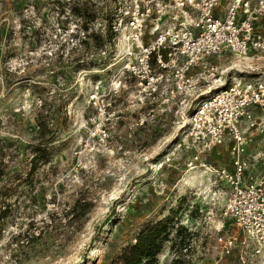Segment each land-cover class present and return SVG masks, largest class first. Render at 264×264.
Segmentation results:
<instances>
[{
	"label": "rangeland",
	"instance_id": "374dc122",
	"mask_svg": "<svg viewBox=\"0 0 264 264\" xmlns=\"http://www.w3.org/2000/svg\"><path fill=\"white\" fill-rule=\"evenodd\" d=\"M68 2L77 6L85 0H0V140L6 168L0 196L9 207L0 222V264H107L137 225L164 215L194 233L193 264H264V245L253 253L255 244L223 216L228 185L212 168L232 170L231 141L201 151L187 121L193 90L149 95L122 72L114 35L100 49L88 38V44L79 42L83 36L76 35L78 20ZM130 2L87 0L91 10L100 8L92 29L106 36L107 24ZM228 2L219 0L215 11H225ZM151 24L146 40L154 36ZM253 34L264 38V13L254 21ZM78 54L101 57L102 64L77 69ZM213 60L224 72L223 85L233 77L264 78V49ZM38 120L49 128L52 142L31 174ZM242 123L245 154L261 156L251 170L262 172L264 128ZM77 197L91 202L80 222L66 215ZM24 230L41 235L13 243ZM170 258L165 247L158 264Z\"/></svg>",
	"mask_w": 264,
	"mask_h": 264
},
{
	"label": "built area",
	"instance_id": "2783aa9c",
	"mask_svg": "<svg viewBox=\"0 0 264 264\" xmlns=\"http://www.w3.org/2000/svg\"><path fill=\"white\" fill-rule=\"evenodd\" d=\"M218 4L219 0H132L116 19L119 36L114 45L121 54L122 72L134 77L149 95L160 89L193 90L195 103L187 121L201 151L227 138L231 141L232 170L212 168L215 178L228 185L222 213L255 244L253 253H260L264 171L251 170L261 156L245 154L242 122L250 129L264 128V78L233 77L223 85V70L209 58L224 52L242 58L250 47L264 49V38L253 34L254 21L264 13V0L254 5L229 0L222 16L215 14ZM148 21L154 36L146 40ZM194 69L199 71L193 74ZM255 110H260L258 116ZM231 244L230 239L224 242L226 253Z\"/></svg>",
	"mask_w": 264,
	"mask_h": 264
},
{
	"label": "trees",
	"instance_id": "16d2710c",
	"mask_svg": "<svg viewBox=\"0 0 264 264\" xmlns=\"http://www.w3.org/2000/svg\"><path fill=\"white\" fill-rule=\"evenodd\" d=\"M70 1V0H69ZM119 1V0H115ZM68 12L70 15L78 20L77 34H81L79 37L81 44H88L86 38L91 41L94 48H102L105 41H111L114 35L116 37V31L114 30L115 18L113 21L107 24L105 35L103 36L100 31L92 29V22L96 16L100 13V8L94 5L92 10L90 9L87 0L81 5L75 6L73 2L67 4ZM68 14V15H69ZM117 19V18H116ZM83 54H78L77 60L82 58ZM77 69L89 68L91 66H100L102 64L101 57L97 58L86 57L81 62H77ZM47 125H43L40 120L37 122V143L32 146V158L29 167V172L32 174L36 161L46 159V149L51 142L52 138L49 136V130ZM39 137V138H38ZM4 145L0 140V179L4 178L6 174V168L3 161ZM1 194V192H0ZM35 197V193L32 198ZM91 202H86L80 197L74 199L71 207L66 211V215L71 220H77L80 222L85 217L87 211L90 208ZM8 204H5L1 200L0 196V222L7 216ZM30 230V229H29ZM24 230L18 232L11 241L15 244L23 243L24 241H33L36 236H40L41 232ZM194 233L188 231L187 228L180 224H175L173 218L170 215H164L162 217H151L148 220L141 222L135 227L133 235L127 243L121 245L113 254L109 256L107 264H158L159 255L163 253L165 247L171 252V258L168 264H193V251L192 237Z\"/></svg>",
	"mask_w": 264,
	"mask_h": 264
},
{
	"label": "crops",
	"instance_id": "0c3cea01",
	"mask_svg": "<svg viewBox=\"0 0 264 264\" xmlns=\"http://www.w3.org/2000/svg\"><path fill=\"white\" fill-rule=\"evenodd\" d=\"M226 5H227V4H226ZM225 7H226V6H225ZM224 12H225V11H224V8H222L221 11H219V12H216V11H215V14H216V15H219V16H222V15L224 14ZM224 53H228V52H224ZM224 53H222V54H224ZM222 54H220L219 56H212V57H210V58H209V61H214L213 58H217V59H219V58L222 56ZM215 62H216V63H219V62H217V61H215Z\"/></svg>",
	"mask_w": 264,
	"mask_h": 264
}]
</instances>
